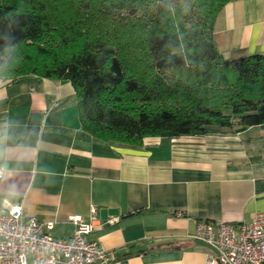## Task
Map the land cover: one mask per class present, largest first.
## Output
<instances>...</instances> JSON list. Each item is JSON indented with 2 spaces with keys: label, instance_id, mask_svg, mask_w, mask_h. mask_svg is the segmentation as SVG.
Wrapping results in <instances>:
<instances>
[{
  "label": "crops",
  "instance_id": "crops-1",
  "mask_svg": "<svg viewBox=\"0 0 264 264\" xmlns=\"http://www.w3.org/2000/svg\"><path fill=\"white\" fill-rule=\"evenodd\" d=\"M213 38L225 57L264 53V0L228 1ZM0 166V203L52 221L57 238L72 235L70 214L93 216L87 238L110 250L108 264H207L196 221L264 210V123L106 142L82 130L70 81L34 73L0 78Z\"/></svg>",
  "mask_w": 264,
  "mask_h": 264
},
{
  "label": "trees",
  "instance_id": "trees-1",
  "mask_svg": "<svg viewBox=\"0 0 264 264\" xmlns=\"http://www.w3.org/2000/svg\"><path fill=\"white\" fill-rule=\"evenodd\" d=\"M230 0H1L0 78L67 80L84 133L139 146L264 123V53L225 57Z\"/></svg>",
  "mask_w": 264,
  "mask_h": 264
},
{
  "label": "built area",
  "instance_id": "built-area-1",
  "mask_svg": "<svg viewBox=\"0 0 264 264\" xmlns=\"http://www.w3.org/2000/svg\"><path fill=\"white\" fill-rule=\"evenodd\" d=\"M3 173L0 166V178ZM68 218L75 225L72 235L57 238L50 233L52 221L24 219L22 205L0 203V264H108L110 250L87 238L93 216L89 222L74 214ZM190 237L210 246L207 264H264V210L248 221L198 220Z\"/></svg>",
  "mask_w": 264,
  "mask_h": 264
}]
</instances>
